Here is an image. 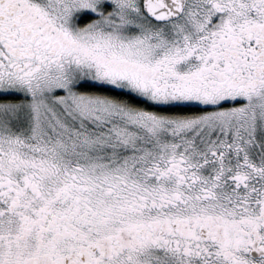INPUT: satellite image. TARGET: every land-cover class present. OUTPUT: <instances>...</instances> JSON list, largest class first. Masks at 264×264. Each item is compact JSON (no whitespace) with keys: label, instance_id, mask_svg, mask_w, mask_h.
Masks as SVG:
<instances>
[{"label":"snow or ice","instance_id":"6c2138e0","mask_svg":"<svg viewBox=\"0 0 264 264\" xmlns=\"http://www.w3.org/2000/svg\"><path fill=\"white\" fill-rule=\"evenodd\" d=\"M0 264H264V0H0Z\"/></svg>","mask_w":264,"mask_h":264}]
</instances>
